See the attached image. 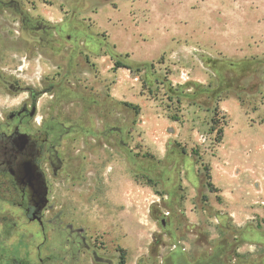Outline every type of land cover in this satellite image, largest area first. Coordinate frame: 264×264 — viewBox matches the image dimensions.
<instances>
[{
    "label": "rangeland",
    "instance_id": "1",
    "mask_svg": "<svg viewBox=\"0 0 264 264\" xmlns=\"http://www.w3.org/2000/svg\"><path fill=\"white\" fill-rule=\"evenodd\" d=\"M11 1L0 0V123L37 97L22 129L58 122L63 168L49 164L42 224L0 191V264H264V72L244 106L229 91L208 108L113 59L153 63L174 88H216L209 59H264V0Z\"/></svg>",
    "mask_w": 264,
    "mask_h": 264
},
{
    "label": "flooded vegetation",
    "instance_id": "2",
    "mask_svg": "<svg viewBox=\"0 0 264 264\" xmlns=\"http://www.w3.org/2000/svg\"><path fill=\"white\" fill-rule=\"evenodd\" d=\"M12 6L17 3L14 0L10 3ZM2 4L0 3V17ZM12 15V14H11ZM15 15H18L17 12ZM25 25L28 26L29 18L25 16L23 18ZM1 46V45H0ZM1 63V58H0ZM4 81L3 74L0 71V91L3 89ZM8 88L13 91H18L19 87L16 84L10 83L6 84ZM37 113V97L31 99L30 104L24 103L18 107L15 111L9 114L10 123L7 124L6 131L3 130V125L0 123V176L6 177L7 181H10V188H0V191L11 190L18 199L13 203V205L21 209L29 221L33 216L34 212L39 209V199L36 198L34 189L31 188V183L24 180L22 177V170L24 164L29 160H34L38 171L43 176L46 187L48 190V203L46 207L42 210V220L43 213L47 210L49 206V192L50 187L48 183V173L49 164L53 167L54 174H57L60 169L63 168V162L58 156L57 142L55 137L60 133V124L53 121L52 123H42L41 128L43 133L34 135L24 131L22 128L27 127L31 121L35 119ZM22 135L27 136L26 142L24 144L20 143V137ZM52 137V140L50 139ZM46 162V163H45ZM48 166V167H47ZM38 222L37 220H35ZM32 221V222H35ZM40 223V222H38ZM42 224V223H40ZM84 238L79 237L71 241V255L73 260L76 261L77 255H79L80 250L84 248ZM107 264H112L108 262ZM168 264H185L182 259L177 255H174Z\"/></svg>",
    "mask_w": 264,
    "mask_h": 264
},
{
    "label": "trees",
    "instance_id": "3",
    "mask_svg": "<svg viewBox=\"0 0 264 264\" xmlns=\"http://www.w3.org/2000/svg\"><path fill=\"white\" fill-rule=\"evenodd\" d=\"M116 67H124L131 73L143 74V84L150 90L154 85H164L166 93L170 97L181 101L186 99L190 103L210 108L213 100L220 98L226 92H233L237 95L241 105L244 106V101L241 99L243 94H256L261 83L262 73L264 72V59L252 58L233 62L230 60L213 61L208 60L206 65L212 69L216 75V88L205 87L201 84L187 83L185 85L174 88L167 76H162L152 72L154 69L153 63L126 62L121 60L119 55H114ZM185 89H192L186 92ZM131 106V105H130ZM222 132L218 137V142L222 141ZM207 178L210 180L211 176L208 173ZM212 186V185H211ZM121 264H124L122 262ZM213 264V261L211 262Z\"/></svg>",
    "mask_w": 264,
    "mask_h": 264
},
{
    "label": "water",
    "instance_id": "4",
    "mask_svg": "<svg viewBox=\"0 0 264 264\" xmlns=\"http://www.w3.org/2000/svg\"><path fill=\"white\" fill-rule=\"evenodd\" d=\"M25 135H22L20 137V143L24 144L26 142ZM22 177L24 180H27L31 183V188L34 189V192L36 194V198L39 199V209L34 212L33 216L31 217L32 221L37 220L38 222L42 223V210L46 207L48 203V190L46 187L45 180L43 176L38 171V168L36 164L34 163V160H29L24 164V168L22 170ZM164 224V221L162 222Z\"/></svg>",
    "mask_w": 264,
    "mask_h": 264
}]
</instances>
